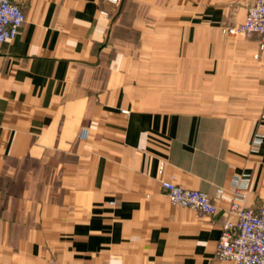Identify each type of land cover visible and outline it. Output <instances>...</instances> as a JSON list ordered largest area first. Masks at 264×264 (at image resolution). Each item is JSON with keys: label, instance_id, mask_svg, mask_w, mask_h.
Masks as SVG:
<instances>
[{"label": "crops", "instance_id": "crops-1", "mask_svg": "<svg viewBox=\"0 0 264 264\" xmlns=\"http://www.w3.org/2000/svg\"><path fill=\"white\" fill-rule=\"evenodd\" d=\"M13 1L25 21L0 44V264H212L231 201L264 205V41L222 31L251 0ZM162 178L217 212L172 204Z\"/></svg>", "mask_w": 264, "mask_h": 264}, {"label": "built area", "instance_id": "built-area-1", "mask_svg": "<svg viewBox=\"0 0 264 264\" xmlns=\"http://www.w3.org/2000/svg\"><path fill=\"white\" fill-rule=\"evenodd\" d=\"M118 5L121 0H107ZM25 21L22 7L13 0H0V44L14 40L21 32ZM222 31L230 34H243L248 37L256 34L264 41V0H251L247 7L244 20L233 26H223ZM88 129L82 127L79 138L84 139ZM262 142V135L256 133L250 143V150H257ZM164 161L158 165V173H164ZM248 177L237 176L233 180L236 194L246 187ZM161 187L164 189L172 204L180 205L201 215L215 214L218 210L212 198L199 189L184 187L172 179L162 178ZM223 188L216 189L220 196ZM235 213V222L226 219L222 225L221 234L217 240L212 257V264L229 261L231 264H264V205L256 207L242 206L237 198L233 199L226 209ZM52 264H63L53 260Z\"/></svg>", "mask_w": 264, "mask_h": 264}]
</instances>
